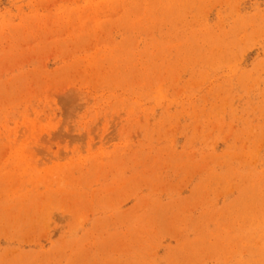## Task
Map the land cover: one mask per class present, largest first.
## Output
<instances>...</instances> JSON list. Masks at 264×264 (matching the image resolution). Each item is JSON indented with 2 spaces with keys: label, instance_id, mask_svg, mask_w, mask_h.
Here are the masks:
<instances>
[{
  "label": "rangeland",
  "instance_id": "rangeland-1",
  "mask_svg": "<svg viewBox=\"0 0 264 264\" xmlns=\"http://www.w3.org/2000/svg\"><path fill=\"white\" fill-rule=\"evenodd\" d=\"M0 264H264V0H0Z\"/></svg>",
  "mask_w": 264,
  "mask_h": 264
}]
</instances>
